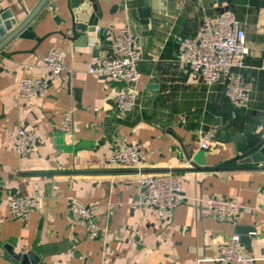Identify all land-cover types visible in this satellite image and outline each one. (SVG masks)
I'll list each match as a JSON object with an SVG mask.
<instances>
[{
    "label": "crops",
    "instance_id": "1",
    "mask_svg": "<svg viewBox=\"0 0 264 264\" xmlns=\"http://www.w3.org/2000/svg\"><path fill=\"white\" fill-rule=\"evenodd\" d=\"M21 1L31 13L41 0ZM53 1L66 18L67 0ZM99 1L104 17L85 35L58 25L46 4L32 25L40 37L53 34L40 45L16 38L0 54V264H21L14 254L30 251L39 264H219L220 246L233 235L254 264H264V163L238 160L264 139V0ZM1 9L20 22L28 15L17 0H0ZM226 10L246 33L242 75L250 94L242 108L228 100L224 84L205 85L178 59L180 40L196 36L203 17ZM125 26L137 33L140 52L139 97L129 112L116 105L121 85L88 71L97 57L110 55L111 38ZM51 51L66 54L67 69L50 81L46 97L23 101L19 79L45 78L42 58ZM66 111L74 115L70 135L60 130ZM20 129L37 136L26 155L12 148ZM209 132L214 137L202 149ZM119 138L141 150V173L182 178L187 200L170 218L134 207L138 171L108 163ZM212 195L244 207L234 220L219 221L198 202ZM15 196L40 199L27 222L8 212ZM73 200L96 205L97 237L73 223ZM246 227L255 230L249 244L237 233Z\"/></svg>",
    "mask_w": 264,
    "mask_h": 264
},
{
    "label": "built area",
    "instance_id": "2",
    "mask_svg": "<svg viewBox=\"0 0 264 264\" xmlns=\"http://www.w3.org/2000/svg\"><path fill=\"white\" fill-rule=\"evenodd\" d=\"M98 31V29H97ZM248 54L246 33L234 12L226 10L221 14L201 19L196 36L182 38L179 42L178 59L189 71L207 86L222 83L226 97L238 108L246 105L250 88L244 80L242 71L246 68ZM140 52L138 35L125 26L111 38V53L97 57L88 71L98 77L118 82L121 87L116 96V105L121 112H129L137 103L140 71L138 63ZM46 77H27L19 79L17 92L23 101L35 96L44 98L49 94V83L67 69V56L62 51H51L42 58ZM260 69L264 72V53ZM60 130L65 135L74 133V115L66 111L62 115ZM214 137L212 132L204 135L202 149L209 148L207 141ZM37 145L35 132L20 129L14 133L12 148L19 155H26ZM144 156L139 148L127 138L117 139L112 147L108 163L116 168L136 170L139 196L134 207L152 210L159 218H170L177 206L187 200L180 176L171 172L141 173ZM131 187L134 180H127ZM38 196H15L8 203V212L14 219L27 222L39 205ZM219 221L234 220L244 205L236 198L209 196L198 200ZM96 205L87 206L77 200L70 202L69 210L74 224L85 226L90 236L97 237L101 227L95 222ZM257 259L246 254L241 247L239 235H233L220 246L216 262L221 264H254Z\"/></svg>",
    "mask_w": 264,
    "mask_h": 264
},
{
    "label": "water",
    "instance_id": "3",
    "mask_svg": "<svg viewBox=\"0 0 264 264\" xmlns=\"http://www.w3.org/2000/svg\"><path fill=\"white\" fill-rule=\"evenodd\" d=\"M17 1L20 4L22 10L28 15L22 22H20L14 17L9 9L0 10L1 55H6L4 48L16 38L35 40L36 43L40 45L51 34H53L50 32L40 37L37 35L35 27L32 25L40 16L41 11L46 4L51 10L54 21L58 25L65 24L66 31L71 30L74 34V37L85 35L87 32L94 30L96 27H98L99 22L104 17L102 5L99 0H67L66 9L68 11V15L66 18H61L58 15V4L56 1L41 0L31 13H28L21 0ZM57 33L65 35L62 31H57ZM100 33H103V29L100 30ZM238 160L241 164L264 163V139L254 149L239 157ZM237 233L242 234V242L246 244H249L251 239L255 236V230L252 229V227L242 228L238 230ZM245 234L246 237L243 236ZM14 257L19 259L21 264H39L42 260L34 251H30L23 255L14 254Z\"/></svg>",
    "mask_w": 264,
    "mask_h": 264
}]
</instances>
